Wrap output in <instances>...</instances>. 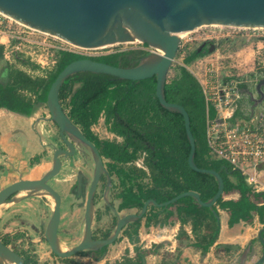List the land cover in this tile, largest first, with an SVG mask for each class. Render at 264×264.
Returning <instances> with one entry per match:
<instances>
[{
  "label": "water",
  "instance_id": "95a60500",
  "mask_svg": "<svg viewBox=\"0 0 264 264\" xmlns=\"http://www.w3.org/2000/svg\"><path fill=\"white\" fill-rule=\"evenodd\" d=\"M0 11L7 16L36 30L55 35L78 47L100 48L112 44L142 41L159 51L147 52L132 66L114 65L90 57L68 63L52 82L46 98L49 116L58 127V136L65 147L53 148L52 166L41 177L19 179L0 189V215L13 203L30 197H47L53 200V209L45 224L43 236L52 251L59 257H70L85 250H100L116 241L122 229L130 222L144 217L149 205L165 207L184 196H192L200 205L209 207L214 213L219 228L220 214L215 204L225 192V181L220 172L203 168L195 162L196 141L191 130V119L187 109L180 103L166 99L165 85L169 71L180 49L181 36L185 31L212 24L248 28H264V0H0ZM206 43L204 42L203 46ZM210 44L209 52L215 50ZM3 46H0V55ZM107 73L121 79L142 80L156 77V95L161 105L183 115L187 138L190 143L188 162L192 169L213 174L218 182L216 193L209 200H202L200 193L188 190L159 203L154 198L144 202L139 212L120 215L117 210L115 229L106 238L93 237V222L96 204L95 193L103 174L108 185L105 199L112 183V176L105 166L104 156L98 147L86 137L80 126L73 121L60 100V90L65 81L78 72ZM258 96L249 89L253 106L264 101V76L255 86ZM90 150L95 161L93 179L87 193L84 213V231L81 240L66 249L59 237L61 222V193L50 183L63 166V158ZM79 175V178L81 177ZM264 227L259 230L263 238ZM264 241V238H263ZM231 247L229 244H223ZM263 259V258H262ZM261 259V260H262ZM261 260L258 261L261 262ZM0 264H26L23 256L0 237Z\"/></svg>",
  "mask_w": 264,
  "mask_h": 264
},
{
  "label": "trees",
  "instance_id": "16d2710c",
  "mask_svg": "<svg viewBox=\"0 0 264 264\" xmlns=\"http://www.w3.org/2000/svg\"><path fill=\"white\" fill-rule=\"evenodd\" d=\"M206 51L197 48L189 52L184 63L188 64ZM138 53L139 59L146 53L140 50L112 52L99 56H87L74 51H62L46 76L32 75L16 66H10L9 80L0 83V108L30 115L36 103L46 101L47 93L59 72L71 61L90 57L114 65L132 66V55ZM20 62L30 67H38L29 58H20ZM179 74L167 79L165 85L166 99L182 104L191 119V130L196 141L195 162L203 168L214 169L223 176L225 191L238 190V200H225L221 196L215 204L230 211V225L240 219H250L253 211H259L264 220V204L259 205L251 199L264 196V191H254L246 182L240 170L234 169L228 162L213 158L207 143V104L202 87L196 77L184 66L179 65ZM156 77L142 80L121 79L107 73L90 71L71 75L60 90V100L68 109L70 117L83 132L98 141L101 154L109 159L110 174L116 173L125 182L134 180L138 174L127 170L120 163H133L138 153H146V163L151 169L154 186L145 189L139 184V192L135 193L132 186L128 189L125 200L120 208L129 206L130 200L142 205V198L153 196L166 201L177 194L195 190L202 200H209L218 189V182L213 174L192 169L188 162L190 143L187 138L183 115L164 108L156 95ZM30 92L36 97L24 94ZM210 116L216 114L209 108ZM104 116L107 129L123 138L122 142L100 140L93 132L92 126ZM144 164V163H143ZM177 204L182 222L192 221V227L210 228L211 238L207 245H201L208 251L219 232V225L212 210L197 203L192 196H184L165 208L169 215L173 214L170 207ZM153 214V216H155ZM136 223H139L137 221ZM205 238V236H204ZM6 244L7 241L3 240ZM106 247L103 248L105 250ZM102 250V251H103ZM142 264L143 256L140 255ZM26 264H33L32 257H24ZM115 264H121L116 262Z\"/></svg>",
  "mask_w": 264,
  "mask_h": 264
},
{
  "label": "rangeland",
  "instance_id": "374dc122",
  "mask_svg": "<svg viewBox=\"0 0 264 264\" xmlns=\"http://www.w3.org/2000/svg\"><path fill=\"white\" fill-rule=\"evenodd\" d=\"M260 32L264 34V30H261ZM194 35L195 33H187L186 35H184V39H189ZM2 41L5 42L6 45H4V47L2 48V54L0 55V57H2L0 60L1 72H6L9 68L10 63H12L13 65L16 63L19 64V56L24 59L29 58V55H27V53L21 52L20 50L16 51V49L14 48L16 40L8 38V36L5 35L2 37ZM252 43L254 42H252L251 40L243 41L240 39H236L235 42L231 40H225L222 45L218 46L225 49V54H233L234 57L239 56V58L241 59L243 57L247 65H245V67H242V69L244 68L243 72H248L247 70L249 69V65L252 64V61L254 59V55L252 53L248 54L249 51L251 52L252 50H254V45ZM189 44L191 46V49L187 50V52H185L187 48L186 45L180 48L181 51L177 55L178 62H175L171 67L168 79H171L179 74L178 66L184 63L185 56L192 50L196 49V46H199V43L191 42ZM137 45L138 43L125 42L108 45L106 47L79 50H83L84 52H86L85 54L88 55L99 56L112 52H126L136 50ZM22 48L23 50H27L26 47ZM205 51L207 52L208 50L206 49ZM206 52L204 54H207ZM29 60L31 59L29 58ZM32 62L35 63V61ZM40 71L42 73L41 68ZM254 71L257 70L254 69ZM258 75L259 73L257 75L254 74L253 77L258 78ZM251 87L252 85L248 84L245 81L241 82L238 86V88L243 89V91L249 90ZM254 107L255 106L252 105L251 109H249L248 111H251ZM92 128L93 132L96 133V135L102 140H106L109 138V140L113 141L119 140L117 136L106 129V126L103 123V117H101L99 121L92 126ZM55 131L57 132L56 129ZM53 141L56 146H59L61 144V140L57 133L53 137ZM146 156L147 155L144 152L138 153L137 160H139L140 165L144 167H141L136 162H133L131 164H125L124 168H126L127 170L132 169L135 174H138V177H135L134 180H137V182L145 185L147 188H151L152 186H154V183L152 181L153 173L146 163ZM105 162H109V159L106 157ZM80 173L83 174L84 179L88 180V178L91 176V166H88L83 162V157L80 154H75L74 156L63 158V167L60 173L54 179L50 180V183L62 195L59 237L62 246L66 249L76 245L81 240L84 231L83 227L85 196L77 197L75 194L76 186L74 185L76 184L77 175ZM259 177L260 179L264 178V169L259 172ZM113 178L114 181L118 183L119 176H117L116 173L113 174ZM130 186L135 188V184H130ZM263 186L264 181L260 186V191H264ZM117 187L118 185L115 184V188L112 190V193L110 195V200L115 203L114 205L116 207L119 202L117 194L119 188ZM102 193L103 186H101L98 191L95 219L92 227L93 231L97 235H104L105 233L113 230L115 226V221L113 220L114 213L113 211L105 207V204L102 201ZM251 199L258 203L264 201V196L263 198H256L252 196ZM24 200L26 201H21L20 203L17 202L10 205L12 206L11 208H14L18 211H14V215L12 214L8 221H4V223H2L0 235L7 234L4 231L7 227L6 224L10 223V221H14L10 229L13 233L9 236V245L17 250L22 256L32 257L33 264H115L116 262H120L121 264H139V256L141 255L140 253L146 254L144 255V258L148 257L147 259H145V264H172V262L176 260V258L181 257V248L188 242L186 240H183L179 243L175 242L177 245L175 246V248H173L174 250L171 251L170 249L172 246L169 241L171 239H168L171 237V232L169 230H166L165 227H162L164 224L163 222H160L161 226H158V221L146 217L147 213L149 215L156 209L155 207H150V213L147 212L146 215L139 221V223H133L125 227L116 241L106 246L105 250H85L70 257H59L52 251L49 243L43 236L45 224L49 220L52 213L54 205L53 200L47 197H44V199L36 198L35 200H33L27 198ZM127 211L128 209L120 210V215H124ZM43 219L45 220V224L42 225L40 223V220ZM172 219L177 220L175 217ZM191 224L192 221H190L189 225ZM244 227H248V223L246 224L245 222L241 225H238L237 229L241 228L242 230H244ZM212 231V229L206 228L204 226L197 227L196 229L191 225L190 233H192L193 237L190 238V236H188L189 242L194 243L193 241L196 240V242H198L200 240L202 241L201 244H207L209 242V239L211 238ZM181 232L185 233L183 227H181V230H179V235ZM181 236L185 237L184 234L180 235L179 237ZM216 249L218 250L217 253L209 256V262L216 261L217 264H225V261H229V259H231L232 257L238 256V250L225 249L222 247H218ZM153 252L160 255L158 256L157 260H155L151 255H148Z\"/></svg>",
  "mask_w": 264,
  "mask_h": 264
},
{
  "label": "built area",
  "instance_id": "2783aa9c",
  "mask_svg": "<svg viewBox=\"0 0 264 264\" xmlns=\"http://www.w3.org/2000/svg\"><path fill=\"white\" fill-rule=\"evenodd\" d=\"M261 30L264 28L205 25L189 31L188 33H195L189 39L181 36L180 43V48L186 45L185 52L191 49L189 44L191 42L213 43L216 46L215 50L182 65L196 77L205 95L210 155L240 170L254 191H260L263 182L259 172L264 169V101L243 114H236V109L240 98L238 85L243 81L252 85L256 96L255 86L264 73V34L260 32ZM5 35L16 40L14 45L16 51L27 53L31 61H35L42 70L53 68L62 51L93 56L79 50L89 48L78 47L55 35L31 28L0 11V45L3 47L6 45L2 41ZM236 39L254 42L252 43L254 59L252 66L249 65L248 72H243L242 67L247 65L243 57L241 59L239 56L234 57L233 54H225V49L218 46L225 40L235 42ZM131 43H138L136 50L146 53L159 51L142 41ZM22 47H26L27 50H23ZM258 73V78H254V74ZM210 107L215 109L216 114L213 116L209 114ZM136 163L140 165V161L137 160Z\"/></svg>",
  "mask_w": 264,
  "mask_h": 264
},
{
  "label": "crops",
  "instance_id": "0c3cea01",
  "mask_svg": "<svg viewBox=\"0 0 264 264\" xmlns=\"http://www.w3.org/2000/svg\"><path fill=\"white\" fill-rule=\"evenodd\" d=\"M180 51L181 49H179L178 54L180 53ZM206 53H209V51H207ZM249 53H252L253 55L255 54L254 50H252L251 52L249 51L248 54ZM19 57H18L19 64L16 63L13 65L12 63H10L9 68L7 69L6 72L0 71V77H1L0 83L6 84L8 82L11 65L21 68L22 70L32 75L46 76L47 70L41 69L42 70L41 73L40 71L41 67L37 63L35 64H37L38 67L40 68L30 67L28 65H24L23 63H21ZM1 58L2 57H0V60ZM175 62H178L177 57L174 63ZM238 90L240 92V98L238 102V108L236 109V114L238 113L243 114L249 109H251L253 102L251 101L249 90L243 91V89L240 88H238ZM24 94L32 97V99H35L36 97L34 94L27 91ZM256 96L258 95L256 94ZM45 102L46 101L36 103L34 110L30 115L15 112L5 107L0 108V189L22 178L23 179L39 178L47 170L51 168L52 159H53L52 158L53 148L51 146V143L54 144L53 137L56 134L55 129L57 130V128L54 122L46 121L43 120L42 118L43 116H49L48 108ZM102 117H103V123L105 124V118L104 116ZM112 134L118 137L119 139L118 142L123 141V138L121 136L115 133ZM262 181H264V178L262 179ZM116 185H118L117 188H120L119 184ZM240 195L241 194L238 190L225 191L223 194V198L225 200H238L240 198ZM36 198L44 199V197H37V196L30 197V199L33 200H35ZM22 201H26V200H22ZM258 204L262 205L264 204V201L258 202ZM11 207L12 206H8L1 213L0 229L2 223H4V221L5 222L8 221L11 215L12 214L14 215L15 213L14 211H18ZM156 209L154 212H152L149 215L147 213L146 217L158 221L159 222L157 223L158 226H161L160 222H163L164 224L162 227H165L166 230H169L171 232L170 233L171 237L168 238L171 239L169 240L172 246L170 250L171 251L174 250L173 248H175V246L177 245L175 242L179 243L182 242L183 240L188 241L186 245L182 246L181 248L180 251L182 252L181 257L176 258V260H174L172 264H217L216 261L215 262L208 261L210 255L217 253L218 250L216 248L222 247L225 249L228 248L231 249L232 246H236V245L238 246V248L237 247L232 248L231 250H238V256L232 257L231 259H229V261H225V264H238L237 263L238 258L242 251L243 246L247 243L248 240L253 239L257 235V232L260 230V228L264 227V220H262V218H260V220L258 219V215L260 214L259 211H253L255 213L252 212L253 217L250 219H245V220L240 219V221L234 223V225H230V211L228 209H224V208L221 209V207H218V212L220 214L219 232L214 243L210 245L208 251L205 252L203 250V247L201 246V245H205V244H201L202 241L199 240L198 242H196L195 240L193 241L194 243L189 242L188 236H190V238L193 237L192 233H190L192 224L189 225L190 224L189 219L185 222H182L178 213V205H174V207L173 206L170 207L171 211L173 212V214L171 215H169L168 212H166L165 210H161L158 208ZM155 213L156 215L153 216V214ZM174 217L177 220H173L172 218ZM13 222L10 221V223L6 224L7 227L5 228L4 231L7 234L0 235V237H2L3 240L8 242V245L10 244V241L8 240L9 236L10 234L13 233L10 230ZM245 222L246 224L248 223V227H244L243 228L244 230H242L241 228L237 229L238 225H241L242 223ZM40 223L42 225L45 224V220L44 219L40 220ZM181 227H183L186 235L184 232H181L180 235L184 234L185 237L182 236L179 237L180 235L178 232L179 230H181ZM197 244H201V245H197ZM223 244H229L231 245V247H225L223 246ZM257 244L258 243L256 242L255 243L256 254L254 256V259L258 256L259 247ZM140 254L143 256L142 264H145V259H147L148 257L144 258V255L146 254L144 253H140ZM148 255L154 257L155 260H157L158 256H160L155 252L150 253ZM248 264L250 263L248 262Z\"/></svg>",
  "mask_w": 264,
  "mask_h": 264
},
{
  "label": "flooded vegetation",
  "instance_id": "af4514ba",
  "mask_svg": "<svg viewBox=\"0 0 264 264\" xmlns=\"http://www.w3.org/2000/svg\"><path fill=\"white\" fill-rule=\"evenodd\" d=\"M203 44L204 43L202 42L201 44H199V46H197V50L198 51H205L210 46V43H206L204 46H203ZM138 59H139L138 53H134L132 55V61L131 62L132 63H135V62H137ZM263 76H264V74H263ZM261 78H259V80ZM63 107L67 111V109H66V107L64 105H63ZM56 128H57V132L56 133L58 135L59 130H58V127L57 126H56ZM86 137L88 139H90L92 142L95 143V145L98 147V149H99V151L101 153V147H100L98 141L96 139H94V138H89L87 135H86ZM59 138L61 140V144L59 146L65 147L66 145H65L64 141L62 140L61 136ZM98 139H100V138L98 137ZM80 155L83 157V162L86 165H88V166L90 165L91 166V176L87 180V179H84L83 174H81V177L80 178H79V175H77L76 184H74L76 186L75 187V194H76L77 197L78 196L79 197L85 196V202H86L87 193H88V190L90 188L91 181L93 179L95 161H94V158H93L92 153L90 152V150H87L86 149V150H84V152H80ZM104 160H105V158H104ZM125 164H131V163H120V166L125 167L124 166ZM105 166H106L107 170L110 173V167H109L108 162L107 163L105 162ZM110 175L112 176V183H111V186L109 187L110 189H109V192L107 194L108 200L105 199V197H106L105 190H106L107 185H108V179H107V176L105 174H103L101 176L99 182H98L97 190H96V193H95V204L97 203L98 191H99L100 187L103 186L102 201L104 202L105 207L108 208L109 210L113 211V213H114V219L113 220L115 221V226H114L113 230L115 229L116 223H117V214L115 212V209L117 210V212L119 214H120V210H123V209H128V211L126 213H128V212H139L141 210L142 206L144 205V202L147 199H149V198H154L159 203L163 202V201H160L156 197L149 196V197L144 198V199L142 198V205H140V206L137 205V203H135L136 200H130L128 202L129 203V206H127L125 208H120V204L125 200V196L128 194V189L130 188V184H135V188H132L133 192H135V193H138L139 192L138 191L139 190V184L137 182H135V180H128V181L123 182L120 178H119V181L117 183L116 181H114L113 174H110ZM115 184H119V186H120L119 191L117 192L118 193V198L120 199L117 207L114 205L115 203L110 200V194L112 193V190H113ZM141 185H143V184H141ZM143 186H144L145 189H147V187L145 185H143ZM175 205H177V204H175ZM169 206L160 207V206H155V205L151 204V205H149L148 210L150 209V207H155V208H158V209H161V210H165V208H167ZM163 212H165V211H163ZM84 213H85V211H84ZM260 218H261V215L259 214L258 215V219L260 220ZM141 219H139L137 221H140ZM137 221L128 223L126 226H124V228L127 227L130 224L136 223ZM83 229H84V227H83ZM123 229H122V231H123ZM113 230H111L108 233H105L104 235H97L93 231V237L96 238V239H98V238H106V237H108L112 233ZM262 235H263V238H264V232L262 233ZM263 238H260L259 237V231H258L257 232V235L253 239L248 240L247 243L242 248V251H241V253L239 255V258H238V262L237 263L238 264H248V262H249L250 264H256V263H258L259 260H261L263 258L261 260V262H259V264H264V241H263ZM256 242L258 243L257 245H258L259 249H258V256L254 259V256L256 254V245H255ZM236 247L238 248L237 245L236 246H232L231 249L232 248H236ZM100 250H103V248L100 249ZM100 250H98V251H100ZM241 262H243V263H241Z\"/></svg>",
  "mask_w": 264,
  "mask_h": 264
},
{
  "label": "bare ground",
  "instance_id": "6f19581e",
  "mask_svg": "<svg viewBox=\"0 0 264 264\" xmlns=\"http://www.w3.org/2000/svg\"><path fill=\"white\" fill-rule=\"evenodd\" d=\"M188 32H189V31H185L184 34H183L182 36L186 35Z\"/></svg>",
  "mask_w": 264,
  "mask_h": 264
}]
</instances>
